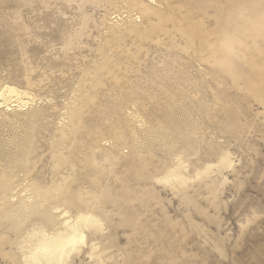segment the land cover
<instances>
[{
    "label": "rangeland",
    "instance_id": "obj_1",
    "mask_svg": "<svg viewBox=\"0 0 264 264\" xmlns=\"http://www.w3.org/2000/svg\"><path fill=\"white\" fill-rule=\"evenodd\" d=\"M233 2L0 0V92L36 99L0 106V264L64 210L102 222L67 264H264V0Z\"/></svg>",
    "mask_w": 264,
    "mask_h": 264
},
{
    "label": "bare ground",
    "instance_id": "obj_2",
    "mask_svg": "<svg viewBox=\"0 0 264 264\" xmlns=\"http://www.w3.org/2000/svg\"><path fill=\"white\" fill-rule=\"evenodd\" d=\"M234 2L233 4H236L237 2L243 4L244 0H237V1L234 0ZM238 4L236 7H239ZM245 4H247V2ZM243 10H244L243 7H241L240 12H242V14H243ZM231 13L229 15L232 17ZM261 16L262 14L259 15L260 18H262ZM256 17H258V15ZM259 17L258 19H260ZM238 19H240V17ZM189 37L191 38V36ZM2 90L3 91L0 92V101H2V103H0V106L6 105L8 107L9 106L11 107L12 104L16 103L18 105V108L24 109L30 104L34 103L36 100L35 97L31 95L29 92H22L21 90H18L13 86L11 87L5 86ZM224 161H226L227 163L226 158ZM179 174L173 172L169 175L168 178L167 177L166 178L169 181L171 178L181 179L182 175ZM57 212H59V209L57 210ZM45 217L46 218L49 217V214L47 216V214L45 213ZM61 217L64 220V222L62 223L64 228H61L55 231L54 233H49L47 232L46 229H41L38 233L36 232L37 233L36 235H32L30 237L29 239L30 245L28 246V250H27L28 252L27 255L24 256V261H26L27 264H67L69 261L76 260V258L79 257L81 253H85L86 251L85 248L87 249L89 244V243L87 244L88 232L91 238L96 236L98 237V232H100L102 226V222L99 220V218L91 214L85 215L80 213L76 217L72 218L69 216V212H66L65 210L61 214ZM47 221H50L49 218L47 219ZM96 246L97 245H94L93 248H95ZM24 249L26 248L22 247V250Z\"/></svg>",
    "mask_w": 264,
    "mask_h": 264
}]
</instances>
